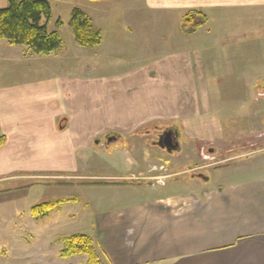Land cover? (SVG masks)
<instances>
[{
  "label": "crops",
  "instance_id": "0c3cea01",
  "mask_svg": "<svg viewBox=\"0 0 264 264\" xmlns=\"http://www.w3.org/2000/svg\"><path fill=\"white\" fill-rule=\"evenodd\" d=\"M88 1L87 10L78 8L99 31L100 44L81 47L73 39L69 49H84L86 56L90 49L89 56L110 64L104 73L93 72L87 60L78 65L71 52L56 58L65 53L63 41L59 51L42 55L58 59L47 73H0V136L5 138L0 146V249L9 256L14 241L24 236L26 244L38 242V253L72 262L83 255L59 257L56 238L67 233L56 230L63 222L68 230L79 222L83 227L75 231L90 237L107 257L106 264H264V146L240 150L231 162L202 176L189 169L153 175L157 165L162 166L160 159L168 164L176 153L163 148L165 153L148 156L153 162L145 169H110L98 180L72 165L81 145L92 144L99 135L127 140L135 130L154 123L181 129L200 124L204 114L199 96L220 85L212 83L217 75L211 69L202 70L200 61L207 59L201 55L203 47L195 54L197 60L184 54L160 55L144 66L141 53L127 41L142 30V9L149 20L166 16L163 29L172 31L173 41L181 45L188 43L184 37L205 27L206 34H215L209 25L215 27L218 16H227L229 22L232 16H242L246 27L260 18L264 63V0ZM191 10L201 11L207 21L183 32L181 20ZM8 45L13 46H4L8 55L25 59L35 55ZM245 56L246 51L237 59L232 52V96H239L235 104L232 98V127L244 128H235L236 132L249 130L253 121L264 123V114L254 112L253 103L264 88V78L254 79ZM81 174L87 175L78 183L86 209L79 218L76 204L68 205L73 212L54 208L43 216L31 214L34 204L58 200L62 184L73 189L77 183L71 182L73 176ZM62 175L69 180L63 181ZM92 202L95 207L87 208Z\"/></svg>",
  "mask_w": 264,
  "mask_h": 264
},
{
  "label": "rangeland",
  "instance_id": "374dc122",
  "mask_svg": "<svg viewBox=\"0 0 264 264\" xmlns=\"http://www.w3.org/2000/svg\"><path fill=\"white\" fill-rule=\"evenodd\" d=\"M125 1L129 2L130 0ZM49 2L51 5L52 18L48 24V29H56L58 31L63 41V48L65 49V53L57 55L56 58L61 57L60 59H63L64 56H68L71 52V54H73L72 56L75 55L77 57L78 65L83 64L85 60L90 61L93 66V72L95 73H104L110 68V64L102 62V59L96 58V56H89V52H91L90 49H88L87 56L83 51L84 49H81L82 51H74L73 49L71 51L69 49L74 39L71 27L69 26L72 9L77 6L87 10L86 2L89 1L49 0ZM7 5L8 0H0V9ZM141 12L143 15L139 21L143 22L142 30L135 31L134 36H132V38H127V41L131 44L133 43L135 51L141 53L140 61L143 62L142 64H144V66L148 63V59H154L160 55L170 56L184 54L197 60L195 54H200V50L203 47L205 52H202L201 55H205L207 59L203 62L200 61L201 65H203L202 70L211 69L217 75V78L211 79L212 83H220V85H216L211 88V90L208 88L205 92L207 94L199 96L202 105V116L204 114L200 119V124L194 122V125L187 129L171 126L177 129L180 134L179 142L181 149L174 153L172 159L167 160L168 164H166L165 159H160L159 163L162 164V166L159 168L157 165V169L153 172V175L163 176L165 174L185 171L187 169L199 175L206 172L212 173L215 169L221 167L222 164L231 162L233 160L232 155H236V152L239 153L240 150L245 152L261 149L264 146V123H260L259 121L256 123L253 121L254 124L249 126L250 129L244 130V132H241V130L239 132L234 131L235 128L238 130L244 129L242 127H232V98L235 97V102L233 103L235 104L238 103L236 98L239 97L238 95L232 96V52L237 59H241L244 57V51H246L247 56H245V58H249L252 63L251 70L254 79L261 82L262 80L260 78H264V63L260 62L262 58L261 35L263 33V31H261L260 18H257L250 26L246 27L243 23L244 20L241 18L242 16H232L231 22H229L230 19H228L227 16L225 17V15L218 16V20L213 21L215 27L209 25V27L211 26L210 28L215 30V34H206L208 27H205L204 30L198 33L196 32L188 37H184L188 43L181 45L173 41L174 33L172 31L163 29L165 26L163 22L167 23L166 16H161L157 20H155V18L149 20L146 19L147 11L142 9ZM162 19L164 20L162 21ZM57 20L61 21L59 26H56ZM143 25L146 26L143 27ZM127 32L128 30H126V33ZM240 39L244 40L245 43H238ZM232 42L236 43L232 45ZM4 46L7 48L13 47L9 46L5 40L0 39V73H11V75L20 74V76H24L25 73L27 74L26 76H30L31 74L38 76V73H47L49 67L53 65V61L58 60L55 57H44L42 55H33L28 59H25L24 56L18 57L8 55ZM17 46L25 50V47L21 45ZM98 46L99 45L96 47ZM131 63V65H133L135 62L131 61ZM247 65L250 66V64ZM117 66H119V64H116V67ZM218 77L220 79H218ZM257 87H260V84L257 85ZM256 98L258 99L253 102L256 107L254 112L260 111L264 114V88L262 91L258 92ZM254 114L252 115L254 116ZM163 125L167 124L154 123L148 127H141L135 130L132 138L126 136L127 140L119 136H109L107 139L105 134L96 136L92 144L88 146L85 144L81 145L83 148L76 152L72 160V165L77 168V171H88V173H91L94 177L97 176L95 180H98V178L100 179L102 175L107 173V170L110 169L118 171H122L123 169L131 171L133 168L145 169L149 161L153 162L148 156L153 155L155 152L162 151L159 147L153 146L151 141L156 139L155 136L158 130L165 128ZM232 139H236L237 142L232 143ZM209 149H212V152H210ZM121 151L124 153H121ZM132 152L136 153V155H130ZM147 153H149V155ZM262 156L264 158V155ZM58 176L59 175L54 177ZM66 177L70 176L62 175V180L67 182L69 179H66ZM73 177L72 180L74 181L71 182H77L75 186H73V189H69V183L62 184L61 188H58L60 198L55 200L59 202L55 208L56 210L60 208L62 211L68 213L72 211L71 207H68V205L76 204V215H80L81 212L86 209V206L83 197H81L82 192L78 189V183L81 180L84 181L87 175L81 174ZM93 184L95 186L100 185L99 183ZM55 193L57 194V192ZM94 205L95 202H92L87 208H91ZM64 217L61 215L62 220H64ZM66 226L67 223L63 222L56 230L67 233L56 238L60 243L59 251L62 248L63 238L72 234H83L79 231H75L77 228L83 227V224L79 222H75V224L71 225V229L69 230ZM24 238L23 236L22 239L20 238L14 241V248L9 256H5L4 248L0 249L1 264H86V255L72 262L68 261L69 263L55 261L51 255L38 253L39 249L36 248L38 242L36 240L26 244L22 242ZM92 245L98 256V263L106 264V262H108L107 257L100 254L93 242Z\"/></svg>",
  "mask_w": 264,
  "mask_h": 264
},
{
  "label": "trees",
  "instance_id": "16d2710c",
  "mask_svg": "<svg viewBox=\"0 0 264 264\" xmlns=\"http://www.w3.org/2000/svg\"><path fill=\"white\" fill-rule=\"evenodd\" d=\"M51 18L49 0H8V5L0 9V39L10 45H22L31 54L55 53L62 47V38L56 29H48ZM206 21L201 11L191 10L183 16L181 29L189 33L203 26ZM60 24L61 21L57 20L56 26ZM69 26L78 45L96 47L100 44L99 31L93 28L90 18L80 8L72 9ZM4 140V136H0V146ZM58 204V201L36 203L30 212L33 216H43ZM77 255H86V264L99 262L91 239L85 234H72L62 239L59 256L69 258Z\"/></svg>",
  "mask_w": 264,
  "mask_h": 264
},
{
  "label": "flooded vegetation",
  "instance_id": "af4514ba",
  "mask_svg": "<svg viewBox=\"0 0 264 264\" xmlns=\"http://www.w3.org/2000/svg\"><path fill=\"white\" fill-rule=\"evenodd\" d=\"M178 130L173 127H165L158 130L154 140L151 141L153 146H157L159 148H163L162 150L167 151L169 153L178 152L180 147ZM109 138V137H108ZM212 152V149L210 150Z\"/></svg>",
  "mask_w": 264,
  "mask_h": 264
}]
</instances>
